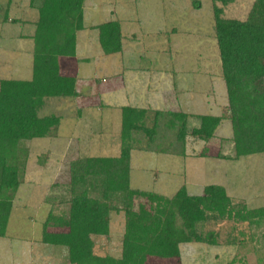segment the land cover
Returning <instances> with one entry per match:
<instances>
[{
	"label": "rangeland",
	"instance_id": "rangeland-1",
	"mask_svg": "<svg viewBox=\"0 0 264 264\" xmlns=\"http://www.w3.org/2000/svg\"><path fill=\"white\" fill-rule=\"evenodd\" d=\"M253 2L233 0L228 5H218L224 8L225 17L244 20ZM92 3L97 5V12L89 15L88 29L79 35L81 45H87V50L81 49L83 55L97 57L90 63L80 61L81 72L89 70L93 80H109L106 85L124 80L135 84L140 75L132 72L127 78L121 73L122 68L141 64L143 70L150 72L148 77H155L156 74L150 75L153 72L161 77L162 90L156 95L155 107L135 106L148 110L149 126L156 110L165 114L153 148L135 149L132 153L131 186L171 198L182 186L190 194H202L206 185L218 184L235 202L246 203L250 209L264 207V152L236 156L227 86L214 30L213 1L88 0L87 13ZM30 7V0H12L11 5L8 0H0V78L32 77L36 26L29 20L38 17V13ZM115 19L124 23L125 52L100 58L96 55L101 47L98 31L91 26ZM92 83L96 87V82ZM129 90H133L132 86ZM97 95H88L90 107L81 114L73 104L75 98L46 99L41 115H58L61 122L50 136L32 140L29 157L20 161L25 174L11 216L10 236L0 241V264H71L65 247L41 241L42 225L51 209L46 199L64 195V186L70 181L71 160L120 153V112L104 105L99 107L109 100L107 95L103 99ZM167 112L188 115L189 135L184 145L178 141L176 130L166 127L171 118ZM201 115L224 117L209 141L192 135V130L201 124ZM139 137L146 143L145 134L140 133ZM105 144L111 146L106 149ZM161 149L167 151L160 152ZM136 202L148 203L146 199ZM54 209L67 211L68 204L56 203ZM125 229L124 212L112 211L110 235L97 238L95 253L120 257ZM201 229L217 232L218 244L183 243L180 262L153 258L147 264H227L231 260L236 264H264V222L257 226L219 220L208 222Z\"/></svg>",
	"mask_w": 264,
	"mask_h": 264
},
{
	"label": "trees",
	"instance_id": "trees-1",
	"mask_svg": "<svg viewBox=\"0 0 264 264\" xmlns=\"http://www.w3.org/2000/svg\"><path fill=\"white\" fill-rule=\"evenodd\" d=\"M86 0H30L38 13L35 22L31 79L0 78V237H6L23 183L20 161L29 157L30 144L50 136L61 122L55 114L41 115L46 99L77 98V77L62 71L64 58L76 55L78 32L85 29ZM214 30L221 58L233 126L236 156L264 152V0H254L246 19L225 17L233 0H212ZM17 21V20H16ZM98 31L104 54L122 52L124 34L118 20L91 26ZM148 110L121 107V148L117 156L78 157L70 162V181L64 195L51 204L41 241L65 247L71 264H147L153 258L181 261V244H218V234L201 226L219 220L245 221L261 226L264 207L237 203L226 188L209 184L202 194L182 186L173 197L131 186V158L135 149L151 150L159 138L164 112L156 110L152 126ZM166 127L175 129L185 144L188 115L167 112ZM192 135L209 141L224 117L201 115ZM140 133L147 137L146 143ZM142 143V144H141ZM156 150V149H155ZM162 150V151H161ZM165 152L167 149H161ZM146 199L148 203L136 200ZM56 203L68 210L56 211ZM123 211L126 229L122 255L95 253L98 237L110 235L112 211ZM54 228L55 230H50ZM58 229V230H56ZM227 264H236L235 260Z\"/></svg>",
	"mask_w": 264,
	"mask_h": 264
},
{
	"label": "crops",
	"instance_id": "crops-1",
	"mask_svg": "<svg viewBox=\"0 0 264 264\" xmlns=\"http://www.w3.org/2000/svg\"><path fill=\"white\" fill-rule=\"evenodd\" d=\"M87 2H88V0L85 1V9H84L85 29H83V30L78 32L76 55L72 57V60L69 57L70 60L65 59V60L62 61V71H63V73L67 74V75H70V76L77 77V88L79 89L78 91L81 93V96L75 98V101H74L73 104H75V106H77L78 112L79 113L81 111L82 112H86L85 109L87 107H90L89 106V102H88L89 101V97H88L89 94H91L93 96L98 94L97 97L102 98V99H103V95H104V97H105V95H107V99L109 100V102L106 103V104L101 102L98 106L102 108L103 105H104V106H107L109 109H114L115 108L116 110H118L120 112V115H121V107L125 106V105L139 106V107H147V106H150V105L154 106L155 100L157 98L156 95L162 90L161 85H160V83H161V79L160 78L161 77L158 76L159 73H154V72L151 73L150 75L156 74L155 77H153V76H151V77L149 76L148 77L147 75L150 72L147 71V70H143V66L141 64H139L138 67H134V68L126 67L125 65H123V68H122L123 72H121V73L127 78L132 76L131 75L132 72H134L135 74H139L140 75L139 79L141 81L139 80V83H135V84L130 82V81H128V80H124V82H120V83L119 82H115V84L113 83L111 85H106V83H108L109 80L101 81V79H99V78H97V80H93L92 79V75L90 74L89 70H87V73L81 72L80 61L81 62H85V63H90V62H92V60L95 59V57H97V56H95L94 58L90 57V56L87 57V55H83V53H82L84 50H87L86 49L87 45H85V43H84L85 46L81 45V40H80L81 36L79 34H80V32L88 29L87 26H89V25H87V20L89 19V15L90 16L91 15L95 16V14L97 12V10L95 9L97 7V5L92 3L91 5H89L90 6L89 8H91L90 12L93 13V14H91L90 12L87 13V9H86ZM8 3L11 5L12 0H8ZM30 9H33V8L30 7ZM33 10H35V9H33ZM111 12L113 13L112 10H111ZM7 17H8V15L5 16L4 20H6ZM36 19H37V17L32 19V20H29V23L34 24V22H36ZM115 20H117V19H115ZM105 21L106 20H104L103 22H105ZM109 21H111V20H109ZM120 21L122 23V29H123L124 28V23H123L122 20H120ZM98 23H101V22H95L93 25L98 24ZM91 30H93V29H91ZM123 34H124V32H123ZM22 37L24 38L23 35H22ZM28 38L31 39L30 36ZM125 39H126V35L124 34L122 52L124 51V46H125L124 45V41H125ZM88 40H89V38H88ZM90 41H92V40H90ZM98 43H99V41H98ZM99 46H100V44H99ZM81 49H82V52H81ZM96 53H97L96 55H99L98 57H100V58H103L104 56H109V55H106V54L103 53L101 47H100V49H97ZM116 54H119V53H116ZM133 70H136V71H133ZM104 78H105V76H104ZM116 79H118V78H116ZM92 81L96 82V87H95V85H93ZM131 86H132L134 91L133 90H129ZM99 87L102 88V91L95 94V91L100 89ZM139 88H142L143 90H141V89L139 90ZM135 89H138V90H135ZM116 91H118V92H116ZM123 94H126V95L124 96ZM129 101H131V102L132 101H136V102L134 104H131V103H129ZM139 103L142 104V105H140ZM89 110H91V109H89ZM110 146H111L110 144H105L104 148L107 149ZM111 149H112V147H111ZM115 150H116V148H115ZM104 155L106 156V154H104ZM100 156H103V155H100ZM132 156H133V154H132ZM14 210H15V208H14ZM10 222H11V219H10ZM9 227H10V224H9ZM9 227H8V230H9ZM9 236L10 235H9V231H8L6 237H0V241L8 239ZM18 239H21V238L18 236Z\"/></svg>",
	"mask_w": 264,
	"mask_h": 264
}]
</instances>
